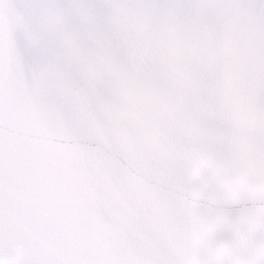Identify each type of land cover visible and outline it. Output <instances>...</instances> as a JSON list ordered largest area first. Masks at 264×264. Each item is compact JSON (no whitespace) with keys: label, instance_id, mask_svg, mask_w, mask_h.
I'll return each instance as SVG.
<instances>
[{"label":"snow or ice","instance_id":"snow-or-ice-1","mask_svg":"<svg viewBox=\"0 0 264 264\" xmlns=\"http://www.w3.org/2000/svg\"><path fill=\"white\" fill-rule=\"evenodd\" d=\"M0 264H264V0H0Z\"/></svg>","mask_w":264,"mask_h":264}]
</instances>
